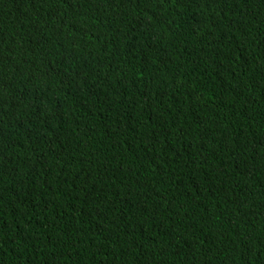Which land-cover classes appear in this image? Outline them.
<instances>
[{
    "label": "trees",
    "instance_id": "1",
    "mask_svg": "<svg viewBox=\"0 0 264 264\" xmlns=\"http://www.w3.org/2000/svg\"><path fill=\"white\" fill-rule=\"evenodd\" d=\"M0 264H264V0H0Z\"/></svg>",
    "mask_w": 264,
    "mask_h": 264
}]
</instances>
